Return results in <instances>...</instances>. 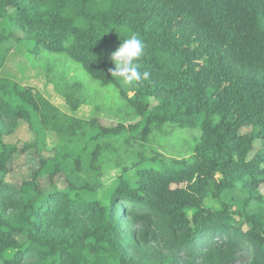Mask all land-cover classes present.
I'll use <instances>...</instances> for the list:
<instances>
[{
    "label": "trees",
    "instance_id": "1",
    "mask_svg": "<svg viewBox=\"0 0 264 264\" xmlns=\"http://www.w3.org/2000/svg\"><path fill=\"white\" fill-rule=\"evenodd\" d=\"M0 19L11 27L0 35V71L18 31L51 56L47 83L70 111L0 76V264H264V0H0ZM131 33L146 44L138 64L151 76L124 87L110 55ZM62 55L115 88V127L74 115L98 98ZM20 123L34 134L22 149L4 142ZM166 126L199 128L188 156L145 153ZM48 133L55 155L20 187L6 184L14 155L40 154ZM116 170L117 185L100 196ZM132 171L134 182L124 177Z\"/></svg>",
    "mask_w": 264,
    "mask_h": 264
},
{
    "label": "rangeland",
    "instance_id": "2",
    "mask_svg": "<svg viewBox=\"0 0 264 264\" xmlns=\"http://www.w3.org/2000/svg\"><path fill=\"white\" fill-rule=\"evenodd\" d=\"M11 31V27L5 20L0 19V35L7 36ZM15 37L18 39L19 43L15 45V48L8 54L7 60L4 64L3 69L0 71L1 77H7L12 79L24 86H30L36 91L40 92L47 100H49L53 105L58 107L61 111L65 113H70L68 107L66 106L63 99H61L53 90V87L47 83L46 72L44 73L43 67L45 66V57L50 61L51 56H49L45 51L36 53L34 50V45L30 42L22 39L21 33L14 31ZM60 62H69L73 64L66 56H58ZM74 65V64H73ZM80 80L85 84V88L89 97L96 96L98 102L95 105L91 104L89 106H82L74 115L82 118L88 119L92 116H98L99 122L102 126L107 128L115 127L118 124V117H116L113 112L115 108H118L116 101L117 91L113 86L107 88H100L96 83L90 80V78L81 70ZM70 75H73L71 72ZM96 101V100H94ZM119 101V99H118ZM151 107L155 106L156 103L154 100L150 101ZM100 105V112L96 111L95 108L97 105ZM141 119L139 117H130L125 121L126 126L134 125L138 123ZM167 128V133L159 134L155 132L154 137L151 138V142L145 144V153L147 155L158 153L161 158L165 159H181L190 154V151L193 149V146L200 136L199 128L191 129H178V128ZM248 128H244L242 133L248 132ZM162 131V130H161ZM34 140V134H32L28 127L20 123L16 132L8 137L4 138L6 144H16L19 149H22L24 144L31 143ZM112 138L109 136L102 137L99 139L100 142L111 141ZM261 143L257 141L254 144V150L250 154L252 157L257 149H259ZM57 149V138L53 133H48L46 137V150L37 154L35 150H30L27 153H16L13 159L9 163L10 172L6 176L4 182L6 184L20 187L24 181H26L30 176L33 170L36 169L38 161L40 158H51L55 155ZM141 150V148L139 149ZM148 167L159 168L160 163L158 161L153 162ZM136 171H132L126 174L124 177L130 182L135 181ZM120 171L108 172L102 178L103 187L100 190V196L111 191L118 183V178L120 176ZM56 185L59 188L65 186L63 177H57L55 180ZM41 187L48 191V180L43 178L40 180ZM264 191V188L262 187ZM102 199V198H101ZM103 200V199H102ZM104 204L105 201H103ZM207 207H211L215 210H220V207L212 200H207L205 202ZM20 241H24L23 237H18Z\"/></svg>",
    "mask_w": 264,
    "mask_h": 264
},
{
    "label": "clouds",
    "instance_id": "3",
    "mask_svg": "<svg viewBox=\"0 0 264 264\" xmlns=\"http://www.w3.org/2000/svg\"><path fill=\"white\" fill-rule=\"evenodd\" d=\"M120 41L119 47L110 55L113 65L110 69L111 78H115L124 87H132L148 80L151 73L141 71L138 64L145 53V42L136 33H131Z\"/></svg>",
    "mask_w": 264,
    "mask_h": 264
}]
</instances>
